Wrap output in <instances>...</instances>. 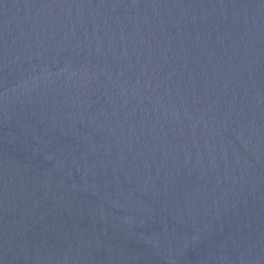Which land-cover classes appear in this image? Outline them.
<instances>
[{"label": "water", "instance_id": "95a60500", "mask_svg": "<svg viewBox=\"0 0 264 264\" xmlns=\"http://www.w3.org/2000/svg\"><path fill=\"white\" fill-rule=\"evenodd\" d=\"M0 264H264V0H0Z\"/></svg>", "mask_w": 264, "mask_h": 264}]
</instances>
